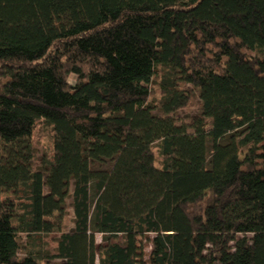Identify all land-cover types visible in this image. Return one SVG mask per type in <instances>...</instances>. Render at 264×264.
<instances>
[{
    "label": "trees",
    "instance_id": "obj_1",
    "mask_svg": "<svg viewBox=\"0 0 264 264\" xmlns=\"http://www.w3.org/2000/svg\"><path fill=\"white\" fill-rule=\"evenodd\" d=\"M51 259L264 264V0H0V264Z\"/></svg>",
    "mask_w": 264,
    "mask_h": 264
},
{
    "label": "rangeland",
    "instance_id": "obj_2",
    "mask_svg": "<svg viewBox=\"0 0 264 264\" xmlns=\"http://www.w3.org/2000/svg\"><path fill=\"white\" fill-rule=\"evenodd\" d=\"M153 86H154V93L151 94L150 100L152 101V103H156L158 99V90L155 84ZM183 88L186 91H188L190 98L187 105L180 108L176 112L175 117L180 121L189 122L191 118H193L199 112L198 90L190 85H184ZM31 143L34 149L33 164L34 166H38L43 153H45L50 146L49 127L46 126L42 120L36 121L33 126ZM12 187H13L12 184L4 185V191L1 193L2 199H7L13 196V193L10 190ZM69 203H70V199L66 201L67 215L64 218V224L66 225V227L70 226L71 210L69 207ZM56 236H57L56 234H51L49 235V237L46 238V241L48 243L47 249L51 255L54 254V247H55L54 238ZM95 241L97 244L101 243V236L99 234L95 235ZM58 262L59 260L57 259H51L47 264H57Z\"/></svg>",
    "mask_w": 264,
    "mask_h": 264
}]
</instances>
